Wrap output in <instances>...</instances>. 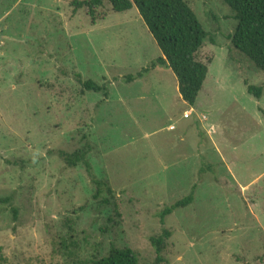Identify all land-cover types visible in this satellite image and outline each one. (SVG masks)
<instances>
[{"label": "rangeland", "instance_id": "1", "mask_svg": "<svg viewBox=\"0 0 264 264\" xmlns=\"http://www.w3.org/2000/svg\"><path fill=\"white\" fill-rule=\"evenodd\" d=\"M72 1L0 0V264H81L112 245L154 264L157 214L194 185L193 204L164 221L162 264H264V72L233 50L231 11L192 3L208 72L189 109L169 69L123 83L161 56L135 7L115 13L104 0L92 20ZM73 73L107 98L81 94ZM85 137L95 175L115 193V228L83 168L56 155Z\"/></svg>", "mask_w": 264, "mask_h": 264}, {"label": "trees", "instance_id": "2", "mask_svg": "<svg viewBox=\"0 0 264 264\" xmlns=\"http://www.w3.org/2000/svg\"><path fill=\"white\" fill-rule=\"evenodd\" d=\"M115 13H124L136 8L148 33L160 50L161 56L152 60L135 75L122 78L123 83L130 84L142 80L157 68L169 69L176 78L180 99L189 109L196 104L208 72L207 64L197 60L199 50L207 40V32L198 20L192 3L195 0H106ZM104 0H73L70 3L72 13L86 9L87 15L94 20L96 10L103 6ZM235 20L236 25L229 39L233 50L245 57L255 69L264 72V0H220ZM208 63H211L210 60ZM62 75L68 76L62 71ZM79 86L80 93L101 94L107 98V89L90 79H82L78 73L70 76ZM247 94L260 99L261 88L246 85ZM92 150L89 138H84L82 146L72 152L57 151L58 158L66 168L81 166L93 188L91 195L99 212L109 209L107 222L113 228L119 225L121 214L115 199V193L107 180L97 178L87 155ZM208 166V171H210ZM203 172V170L199 171ZM203 174V173H202ZM202 174L199 177H202ZM170 206H165L158 216L160 233L150 237L154 250V264L166 261L161 258L171 232L164 228L165 219L176 210L184 209L194 202V190ZM81 264H139L135 253L127 247L111 246L108 253L101 258L83 261Z\"/></svg>", "mask_w": 264, "mask_h": 264}, {"label": "built area", "instance_id": "3", "mask_svg": "<svg viewBox=\"0 0 264 264\" xmlns=\"http://www.w3.org/2000/svg\"><path fill=\"white\" fill-rule=\"evenodd\" d=\"M192 113H193V110L185 111V112L183 113V119H188L189 116H191Z\"/></svg>", "mask_w": 264, "mask_h": 264}, {"label": "crops", "instance_id": "4", "mask_svg": "<svg viewBox=\"0 0 264 264\" xmlns=\"http://www.w3.org/2000/svg\"><path fill=\"white\" fill-rule=\"evenodd\" d=\"M191 109H193V108H191Z\"/></svg>", "mask_w": 264, "mask_h": 264}]
</instances>
